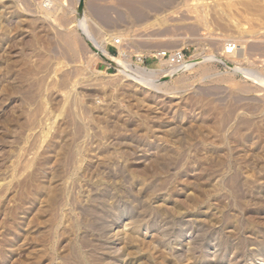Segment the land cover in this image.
<instances>
[{
    "label": "rangeland",
    "instance_id": "obj_1",
    "mask_svg": "<svg viewBox=\"0 0 264 264\" xmlns=\"http://www.w3.org/2000/svg\"><path fill=\"white\" fill-rule=\"evenodd\" d=\"M48 1L0 0V264H264V0Z\"/></svg>",
    "mask_w": 264,
    "mask_h": 264
},
{
    "label": "built area",
    "instance_id": "obj_2",
    "mask_svg": "<svg viewBox=\"0 0 264 264\" xmlns=\"http://www.w3.org/2000/svg\"><path fill=\"white\" fill-rule=\"evenodd\" d=\"M235 48H236V46L235 45H230L229 46V51H228V53L229 54H233L234 53V51H235ZM182 61V57L180 56V55H175L173 58H172V62L173 63H179V62H181Z\"/></svg>",
    "mask_w": 264,
    "mask_h": 264
},
{
    "label": "bare ground",
    "instance_id": "obj_3",
    "mask_svg": "<svg viewBox=\"0 0 264 264\" xmlns=\"http://www.w3.org/2000/svg\"><path fill=\"white\" fill-rule=\"evenodd\" d=\"M51 1H48L47 0V3H48V5H49V3H50ZM113 41H114V43L115 44H120V42H121V39L118 37V36H113ZM111 60H112V58H110ZM115 62H117V61H115ZM123 63V62H122ZM118 64H119V62H118ZM185 64H187V63H185ZM120 65V64H119ZM158 65V64H157ZM148 70H151V71H154V69H148Z\"/></svg>",
    "mask_w": 264,
    "mask_h": 264
}]
</instances>
